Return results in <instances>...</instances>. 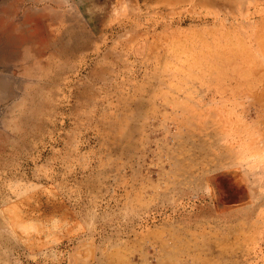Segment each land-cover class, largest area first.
<instances>
[{
    "label": "rangeland",
    "instance_id": "1",
    "mask_svg": "<svg viewBox=\"0 0 264 264\" xmlns=\"http://www.w3.org/2000/svg\"><path fill=\"white\" fill-rule=\"evenodd\" d=\"M0 264H264V0H0Z\"/></svg>",
    "mask_w": 264,
    "mask_h": 264
},
{
    "label": "bare ground",
    "instance_id": "2",
    "mask_svg": "<svg viewBox=\"0 0 264 264\" xmlns=\"http://www.w3.org/2000/svg\"><path fill=\"white\" fill-rule=\"evenodd\" d=\"M260 35V34H259ZM235 46V45H234ZM243 49V48H242ZM235 50V49H234ZM214 51V50H213ZM231 51H233L232 49H231ZM242 51V50H241ZM232 54V53H231ZM235 54V53H234ZM192 55H194V54H192ZM192 55H191V57H192ZM236 55V54H235ZM237 55H238V52H237ZM196 56V55H195ZM190 57V58H191ZM230 57V56H229ZM233 58V57H232ZM197 59V58H196ZM191 61V60H190ZM197 61V60H196ZM228 61V60H227ZM233 61V60H232ZM235 62V61H234ZM194 63V62H193ZM230 63H231V61H230ZM208 64V63H207ZM213 64H215V63H213ZM189 65V64H188ZM216 65V64H215ZM208 66V65H207ZM211 66V65H210ZM218 66V65H217ZM212 67H215V66H213L212 65ZM206 68V67H205ZM218 68H219V66H218ZM218 71V70H217ZM221 70H219V72H220ZM208 72V71H207ZM241 73H243V72H241ZM244 73H246V72H244ZM221 75V74H220ZM243 75V74H242ZM246 75V74H245ZM248 75V74H247ZM218 76V75H217ZM244 77V76H243ZM248 76H246L245 78H247ZM247 81H249V80H247ZM247 83V82H246ZM251 83V82H250ZM249 83V84H250Z\"/></svg>",
    "mask_w": 264,
    "mask_h": 264
}]
</instances>
